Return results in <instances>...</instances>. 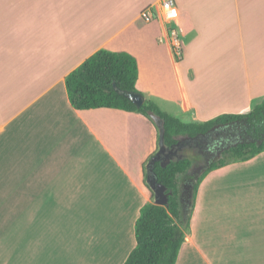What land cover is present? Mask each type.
<instances>
[{
  "label": "crops",
  "instance_id": "crops-1",
  "mask_svg": "<svg viewBox=\"0 0 264 264\" xmlns=\"http://www.w3.org/2000/svg\"><path fill=\"white\" fill-rule=\"evenodd\" d=\"M175 1L180 60L161 0H0V264H125L136 247L158 131L138 113L71 106L66 78L98 51L134 56L137 90L185 123L264 100V0ZM140 20L158 24L164 51L129 48ZM191 222L177 264L264 263V152L211 172Z\"/></svg>",
  "mask_w": 264,
  "mask_h": 264
},
{
  "label": "trees",
  "instance_id": "trees-1",
  "mask_svg": "<svg viewBox=\"0 0 264 264\" xmlns=\"http://www.w3.org/2000/svg\"><path fill=\"white\" fill-rule=\"evenodd\" d=\"M138 79L139 66L134 56L103 49L70 73L65 83L71 106L76 110L117 109L141 114L152 123L149 113L159 116L164 121L167 148L176 146L182 138L206 135L218 126L228 127L226 131L219 132L222 138L244 142L225 151L222 158L200 177L194 188L191 213L199 187L211 172L230 164L247 162L264 152V100L248 114H224L206 122L185 123L162 111L148 99L141 108H137L114 87L127 93H140L137 90ZM193 163L192 158L185 157L171 162L165 168L156 164L158 183L168 189L167 193L172 192L169 195V206L155 205L152 194L153 202L142 207L135 224L136 247L125 264H177L186 241V232L190 230L191 217L190 213L188 221H185L183 216L179 180L181 176L186 178Z\"/></svg>",
  "mask_w": 264,
  "mask_h": 264
},
{
  "label": "water",
  "instance_id": "water-1",
  "mask_svg": "<svg viewBox=\"0 0 264 264\" xmlns=\"http://www.w3.org/2000/svg\"><path fill=\"white\" fill-rule=\"evenodd\" d=\"M114 87L119 94L130 99L137 108H141L144 105L146 98L141 93H127L116 88V86ZM149 116L158 130V150L155 155L152 156L146 163V185L154 195V204L158 206L168 207L169 195L172 192L167 193L168 189L158 183L157 175L155 173L156 164L159 163L161 167L165 168L173 161L183 160L185 156L180 154L176 149V147H179L181 145V141H179V143L174 147H166L163 119L152 112L149 113ZM227 129L228 127L218 126L206 135H202L197 138H189L187 140L190 143V148H196L199 150V154H206L208 155V157L206 158L204 164L199 166L193 164L191 166V168L187 171L186 178L180 188V203L182 206L183 216L185 218H187V216L190 214L193 205L194 188L200 177L210 169L213 163L219 161L222 158V155L225 151L237 146L238 144L244 143L241 140H226L225 138H222L219 132L226 131ZM194 143H205L206 146L203 148L199 146L196 147L194 146ZM188 192L189 200L185 201L184 197L188 195Z\"/></svg>",
  "mask_w": 264,
  "mask_h": 264
},
{
  "label": "rangeland",
  "instance_id": "rangeland-1",
  "mask_svg": "<svg viewBox=\"0 0 264 264\" xmlns=\"http://www.w3.org/2000/svg\"><path fill=\"white\" fill-rule=\"evenodd\" d=\"M159 31H160L159 26L155 22H145L144 20H140L136 22L129 29V31L123 36V38H125V41L128 43V46L130 49H133V47L135 46L140 51H158V50L164 51L166 48L164 46H160V44H158L157 42V36L159 34ZM119 42L120 40L118 41V43ZM182 48H183V45H182ZM183 52H184V48H183ZM199 59H200V63L198 62V59H196V62L199 65H201L203 58L200 57ZM180 154L184 155L185 157L192 158L194 161H197L199 163L202 162L201 155L195 149H192L188 146H184ZM184 180H185V176H181L179 180L180 187L182 186ZM184 199L185 201L189 200V192H188V195L184 197ZM192 217H193V212L191 213V217H190V231L186 232V237L191 233ZM185 219H186L185 221H188L189 215ZM181 227L184 229L183 225H181ZM258 264H264V263H258Z\"/></svg>",
  "mask_w": 264,
  "mask_h": 264
},
{
  "label": "built area",
  "instance_id": "built-area-1",
  "mask_svg": "<svg viewBox=\"0 0 264 264\" xmlns=\"http://www.w3.org/2000/svg\"><path fill=\"white\" fill-rule=\"evenodd\" d=\"M160 9L162 14L157 16L165 25V32L168 42L177 59L183 58L182 42L179 35L180 13L175 0H161ZM144 17L149 20L153 17L151 11H147Z\"/></svg>",
  "mask_w": 264,
  "mask_h": 264
},
{
  "label": "flooded vegetation",
  "instance_id": "flooded-vegetation-1",
  "mask_svg": "<svg viewBox=\"0 0 264 264\" xmlns=\"http://www.w3.org/2000/svg\"><path fill=\"white\" fill-rule=\"evenodd\" d=\"M189 138H182V139H180V141H181V145L179 146V147H176V149L178 150V152L179 153H181L182 152V149H183V147L184 146H190V143L187 141ZM194 146H196V147H201V148H203V147H205L206 146V144L204 143V144H201V143H194ZM192 149H196V148H192ZM196 151H198V153H199V150L198 149H196ZM201 155V154H200ZM201 157H202V162L201 163H199V162H197V161H194V163L193 164H196L197 166H199V165H202V164H204L205 163V160H206V158L208 157V155H201Z\"/></svg>",
  "mask_w": 264,
  "mask_h": 264
}]
</instances>
